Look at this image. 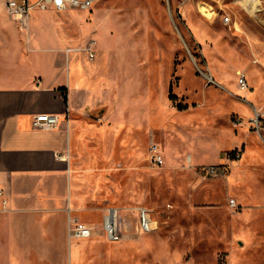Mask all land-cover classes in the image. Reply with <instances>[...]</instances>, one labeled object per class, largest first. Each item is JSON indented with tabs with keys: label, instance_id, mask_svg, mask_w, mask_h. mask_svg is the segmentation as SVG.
<instances>
[{
	"label": "rangeland",
	"instance_id": "1",
	"mask_svg": "<svg viewBox=\"0 0 264 264\" xmlns=\"http://www.w3.org/2000/svg\"><path fill=\"white\" fill-rule=\"evenodd\" d=\"M69 9L80 16L68 21L76 53L102 65L93 103L65 121L73 192L98 223L94 242L77 238L73 264H264V127L249 125L254 106L264 111V0H96ZM4 10L0 0V25L11 30ZM47 25L56 40L62 28ZM29 32L39 35L33 20ZM234 149L240 158L229 156ZM218 161L229 167L225 177L201 170ZM110 206L122 212L121 240L102 230ZM140 207L150 211V231L137 227Z\"/></svg>",
	"mask_w": 264,
	"mask_h": 264
},
{
	"label": "crops",
	"instance_id": "2",
	"mask_svg": "<svg viewBox=\"0 0 264 264\" xmlns=\"http://www.w3.org/2000/svg\"><path fill=\"white\" fill-rule=\"evenodd\" d=\"M74 11L33 9L30 28L32 20L40 28L34 39L9 14L12 29L0 25V264H73L82 253L77 238L96 240L70 232L75 219L98 226L73 192V132L65 121L69 112L93 103L102 68L76 53L68 24L80 18ZM50 22L62 28L56 40L44 34ZM44 111L58 113L59 125L35 126Z\"/></svg>",
	"mask_w": 264,
	"mask_h": 264
},
{
	"label": "built area",
	"instance_id": "3",
	"mask_svg": "<svg viewBox=\"0 0 264 264\" xmlns=\"http://www.w3.org/2000/svg\"><path fill=\"white\" fill-rule=\"evenodd\" d=\"M5 7L10 17L17 22V24L24 29L29 31L31 24V13L33 9H46L55 7L58 9H66L70 7H78L84 9H92L96 0H4ZM225 22L230 20L229 15L223 16ZM97 45L96 39H90L89 43L84 46V49L88 52L89 57L92 59L96 55L95 47ZM67 50H70L68 48ZM238 83L244 91H249L251 85L248 82L247 75L244 71L238 70ZM239 123L240 120H238ZM236 122V123H238ZM60 116L56 112L44 111L37 114L33 120V124L38 127L50 128L59 125ZM250 127L261 129L264 127V111L254 107V113L249 118ZM151 151L153 158L157 164L164 162V156L158 147L156 142L151 143ZM241 154L236 153L235 158H240ZM201 170L209 176L213 177H225L229 172V167L223 163H209L201 165ZM1 192V190H0ZM229 202L232 206H236V198L231 197ZM138 216V229L142 232L150 231L153 229V219L150 211L145 207H140L137 210ZM102 230L104 235L110 240H121L125 236L126 227L123 222V216L120 208L116 206L107 207L102 222ZM71 235L77 237H91L96 233V227L87 223L86 221L75 219L73 225L70 228ZM155 264H182L178 260L170 261H158Z\"/></svg>",
	"mask_w": 264,
	"mask_h": 264
},
{
	"label": "trees",
	"instance_id": "4",
	"mask_svg": "<svg viewBox=\"0 0 264 264\" xmlns=\"http://www.w3.org/2000/svg\"><path fill=\"white\" fill-rule=\"evenodd\" d=\"M169 90H170V96H171V97H174L175 95H173V94H172V91H171V90H172V85H170V89H169ZM179 104H180V103H179ZM180 106H181V105H179V107H180ZM237 152H238V151H236V149H234L233 151H231V153H230L229 156H230L231 158H235Z\"/></svg>",
	"mask_w": 264,
	"mask_h": 264
}]
</instances>
